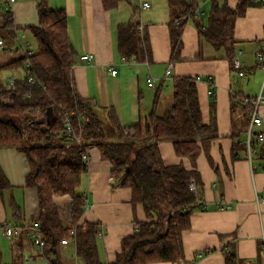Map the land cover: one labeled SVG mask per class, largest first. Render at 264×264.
Here are the masks:
<instances>
[{
  "label": "crops",
  "instance_id": "1",
  "mask_svg": "<svg viewBox=\"0 0 264 264\" xmlns=\"http://www.w3.org/2000/svg\"><path fill=\"white\" fill-rule=\"evenodd\" d=\"M38 1L15 0L12 4L16 49L0 48V67L23 56L19 45L34 49L27 29L38 26ZM218 2L233 9L238 0ZM142 3L149 7L140 8ZM47 6L66 14L75 92L93 100L99 108H111L121 125L147 121L152 109L157 115L164 114L172 104L174 78H201L195 86L202 121L213 131L207 136L210 139L198 141L194 159L178 157L169 141L158 143L164 165H181L197 174L199 198L205 207L191 214L189 228L181 233L180 264H225L223 249L228 244L235 246L239 264H264V104L258 108L261 126L256 129L262 140L253 138L250 157L246 135L249 109L245 108V100L264 92V71L256 61V55L264 52V3L247 8L234 24V56L240 61L243 77L231 68L223 49L198 36L195 23L207 25L210 0H198L193 19L182 30L180 55L173 60L166 0H124L110 10L101 0H47ZM129 21L139 25L146 39L144 61H125L118 54L117 27ZM86 54L93 56L90 63L80 60ZM169 64L173 66L171 75L165 78ZM13 74L21 80L24 68L1 69V83L9 86ZM148 76L153 79L152 87L147 86ZM208 76L212 85L205 81ZM86 154L88 172L78 188L86 197L83 218L98 224V257L101 263L109 264L120 252L121 241L136 230V223L146 222V217L141 206H132L130 189L116 184L112 165L101 160L99 151L90 146ZM0 168L12 187L0 194L1 264H47L30 235L38 200L37 190L25 185L29 172L26 157L14 148H0ZM58 200L54 199L56 205ZM12 202L21 210L24 227L8 237L1 227L14 228ZM60 255L64 264H82L71 242L60 246Z\"/></svg>",
  "mask_w": 264,
  "mask_h": 264
},
{
  "label": "trees",
  "instance_id": "2",
  "mask_svg": "<svg viewBox=\"0 0 264 264\" xmlns=\"http://www.w3.org/2000/svg\"><path fill=\"white\" fill-rule=\"evenodd\" d=\"M123 1L101 0L107 10ZM210 1L207 25L195 23L198 36L214 48L223 49L235 70V21L244 16L247 8L264 2L238 0L232 9L225 2L220 5L218 0ZM166 2L173 60L180 55L182 30L193 19L198 0ZM36 9L38 26L27 29L34 42L31 55L0 67L24 68L23 78L12 86L0 81V148H14L26 157L29 172L25 185L37 190L38 213L34 222H38L43 240L41 258L47 264H64L61 240L70 239L82 264H103L97 250L101 231L98 224L84 220L86 197L78 192L82 177L88 172L82 156L93 146L101 160L112 165L116 184L130 189L132 206H141L146 217V222L136 223V230L121 241L120 252L109 264H180L181 233L189 228L191 214L205 207L197 202L201 201L199 191L192 193L186 184L192 178L199 189L197 174L181 165H164L158 143L169 141L178 157L194 159L199 151L198 141L210 139L207 136L213 131L202 121L195 83L190 78H174L172 104L164 114L157 115L152 109L147 121L121 125L111 108H99L74 90V60L65 12L49 9L47 0H39ZM138 27L133 21L117 27V51L125 61L147 58L146 39ZM16 32L13 15L0 0V40L7 51L15 43ZM245 108H251L250 102ZM66 120L79 143L67 139ZM31 121L34 122L30 124ZM11 189L0 168V194ZM64 197L70 198L67 225L54 202ZM10 208L14 228H23L19 206L12 202ZM223 254L225 264H239L234 245L228 244Z\"/></svg>",
  "mask_w": 264,
  "mask_h": 264
},
{
  "label": "built area",
  "instance_id": "3",
  "mask_svg": "<svg viewBox=\"0 0 264 264\" xmlns=\"http://www.w3.org/2000/svg\"><path fill=\"white\" fill-rule=\"evenodd\" d=\"M15 0H3V7L5 10H10L12 4L14 3ZM262 2H264V0H261ZM149 5L147 3H142L140 5V8L144 9V8H148ZM196 19H199V16L196 14ZM19 49L21 50V52L23 53L24 56H30L31 55V51L28 45L26 46H18ZM0 48L3 49L5 48L4 42L2 40H0ZM16 49L15 43L14 45L10 46L9 50L10 51H14ZM81 61H85L90 63L93 60V56L91 54H86L84 56L80 57ZM122 60H124L122 58ZM256 61L258 63L259 68L264 71V52H259L256 55ZM232 65L233 68L238 72V75L240 77L244 76V73L241 71V64L240 61L238 59L237 56H234L232 59ZM26 67H29V65L27 64ZM172 64H169L165 70V78H169L171 75V70H172ZM111 75H115V71L111 70L110 71ZM201 80L200 77H196L193 79L194 83H198ZM17 81V77L15 74L12 75V78L10 79V86L13 85V83H15ZM29 81L32 82V78H29ZM147 86L148 87H152L153 86V79L148 76L147 78ZM205 81L212 85V77L208 76L206 77ZM208 94L211 95L212 91L209 90ZM246 102H250L251 108L249 109V125L246 131V135H247V149H248V156L250 157V154L252 153V145L251 142L253 140V138H257L258 140H262V135L261 133L256 132V129L259 128L261 126V120L259 118L258 115V108L260 105L264 104V92H260L259 95H257L256 97L250 99V100H245ZM35 121V120H34ZM34 121H31L30 124H32ZM64 128H65V134L66 137L69 141L71 142H76L79 143V139L76 138L73 134L72 131V127L71 124L69 122V120H66V122L64 123ZM82 160L84 163L88 164V157L87 154H83L82 156ZM187 187L189 188V190L196 194L197 193V184L194 181V179H189L187 181ZM198 204H201L204 207V204L201 201H197ZM30 235H31V240L34 246H36L38 249H41L43 247V240H42V236H41V231H40V227L38 222H32L30 224ZM18 229H14L12 227H8L5 226L3 231L4 234L8 237H14L15 231ZM73 234V232H70V236ZM70 242V239H63L61 240V244L65 245L68 244ZM16 251V249H14V252Z\"/></svg>",
  "mask_w": 264,
  "mask_h": 264
},
{
  "label": "rangeland",
  "instance_id": "4",
  "mask_svg": "<svg viewBox=\"0 0 264 264\" xmlns=\"http://www.w3.org/2000/svg\"><path fill=\"white\" fill-rule=\"evenodd\" d=\"M28 37H29V39H28ZM27 39L30 40L31 37L27 35ZM29 42L25 41L24 43H28L29 44ZM30 44L32 45V42H30ZM2 74H4V73H2ZM5 74H6L5 75L6 77H7V75L9 76L8 72H6ZM5 102L8 103L7 100H5ZM63 199L64 200L60 199V200L57 201V206H58V209H59V212H60V216H61V218L63 220V223L67 225L68 224V220H67L68 219V205H69V202H70V198L64 197Z\"/></svg>",
  "mask_w": 264,
  "mask_h": 264
}]
</instances>
